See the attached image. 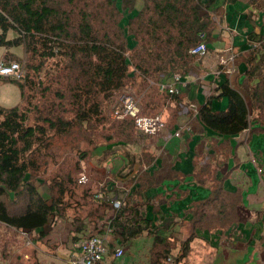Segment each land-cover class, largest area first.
<instances>
[{
  "label": "crops",
  "instance_id": "1",
  "mask_svg": "<svg viewBox=\"0 0 264 264\" xmlns=\"http://www.w3.org/2000/svg\"><path fill=\"white\" fill-rule=\"evenodd\" d=\"M202 2L208 28L198 44L208 53L182 74L151 81L163 100L156 116L164 130L149 136L133 125L131 138L92 149L89 184L77 187L72 206L55 220L60 234L52 250L41 251L45 264H81L79 244L93 235L107 245L101 264H264V125L254 121L228 136L200 117L205 105L226 112L225 84L252 110L250 89L264 64L253 78L248 72L264 57V0ZM116 200L124 205L118 218ZM128 228L138 233L129 236Z\"/></svg>",
  "mask_w": 264,
  "mask_h": 264
},
{
  "label": "trees",
  "instance_id": "2",
  "mask_svg": "<svg viewBox=\"0 0 264 264\" xmlns=\"http://www.w3.org/2000/svg\"><path fill=\"white\" fill-rule=\"evenodd\" d=\"M80 1L0 0V48H24L26 54L40 61L38 71L49 60L63 63L62 71H66L67 77L73 81L69 83V92L76 108L75 123L80 126L101 114L104 101L127 88L131 79L130 68L140 72L145 80L154 73L152 81L161 74L184 73L195 57L190 50L199 43V34L208 28L205 16L201 15L206 9L202 0H145L143 7L130 15L123 27L120 26L123 15L116 0H107L110 17L119 15L117 25L120 31L112 37L94 26L88 13V1H83V6L79 7ZM122 7V11H134L129 0H122ZM128 37L134 45L130 46ZM144 54L155 61L150 68L144 67ZM263 64L262 56L259 62L252 64L249 77L253 78ZM15 85L23 97L22 85ZM221 90L229 101L226 112L216 113L210 105L200 111L202 121L209 128L233 136L252 126L254 121L264 125V74L250 89L252 110L228 85H223ZM162 92L172 97L179 95L176 89L172 94ZM27 121V114L20 106L5 108L0 105V225L25 233L27 237L37 234L31 240L36 244L48 235L46 228L63 217L72 206V194L77 191V188L72 191L73 185L82 184L73 183L74 180L68 177V182L60 181L56 186L47 187L44 182L40 183L48 188V197L40 192L36 152L45 146L48 129L66 134L72 123L45 119L43 123L48 125L47 128L39 124L29 125ZM133 125L128 126L127 137L125 128H121L125 139L131 138L133 129L130 127ZM123 210L124 205L116 212V218ZM126 230L129 236L138 233L136 228Z\"/></svg>",
  "mask_w": 264,
  "mask_h": 264
},
{
  "label": "rangeland",
  "instance_id": "3",
  "mask_svg": "<svg viewBox=\"0 0 264 264\" xmlns=\"http://www.w3.org/2000/svg\"><path fill=\"white\" fill-rule=\"evenodd\" d=\"M83 1H88L90 5L88 13L98 30L108 32L112 37H115L114 34L118 35L119 15L116 14L114 18L110 17L107 0H81L79 7L83 6ZM137 1L129 0L133 6L142 8L145 0H139L140 3ZM116 3L123 15L120 23L123 27L132 13L122 11V0H116ZM9 37H12V33ZM122 39L120 37V41ZM128 39L130 46L134 45V41L130 37ZM144 46L149 48L146 43ZM140 49L138 47V51ZM145 60V68H150V65L155 62L152 57L148 56ZM39 65L40 61L31 54H26L22 47L12 50L0 48V75H2L0 105L5 108L20 106L27 114L29 125L39 124L48 128V125L43 123L45 119L54 121L62 119L72 123L70 132L66 134H60L55 129H48L49 137L47 136L45 146L36 152L35 159L39 166L36 172L39 180L38 187H40V192L48 197V186H56L60 181L68 182V177L71 181L74 180L73 183H79L80 176L86 173L85 167L93 148L100 147L105 142L125 140L121 134V128L133 123L114 120L110 114V107L120 92L128 91L134 95L140 102L143 114L149 116L159 114L163 100L156 94L155 85L151 84L154 80L152 79L154 73L149 75L148 80H145L140 72H135L133 68H130L131 79L127 83V88L114 94L111 100L104 101L101 114L94 116L90 123L80 126L75 123L76 108L72 105L74 100L69 92L71 87L69 83L73 81L67 77L66 71H62L65 65L49 60L42 70L38 71ZM161 76L162 74L158 78ZM15 84L22 85L23 97ZM42 182L47 187L40 186ZM88 184L89 182L85 185ZM76 188V185H73L72 191ZM54 224L46 228V232H50V235L36 244H32L31 240H34L37 234L27 237L25 233H17L0 225V264H45L41 251L52 250L54 239L60 234L57 228L55 230Z\"/></svg>",
  "mask_w": 264,
  "mask_h": 264
},
{
  "label": "built area",
  "instance_id": "4",
  "mask_svg": "<svg viewBox=\"0 0 264 264\" xmlns=\"http://www.w3.org/2000/svg\"><path fill=\"white\" fill-rule=\"evenodd\" d=\"M208 53V47L205 43H200L190 50V54L197 58L204 57ZM162 91L175 93V89L161 84ZM110 114L114 120H126L134 123L135 129L145 135L159 136L165 128V123L160 116H147L142 112L139 100L128 91L120 92L119 96L114 99ZM78 182L85 185L89 182L86 173H83ZM104 198V196H103ZM123 203L121 200L113 202V209L117 212L121 209ZM80 258L77 259L81 264H101L105 254L107 253V245L103 237L93 235L83 240L79 244ZM124 255V250L118 248L116 257ZM76 262V260H75ZM166 264H173V260L169 258Z\"/></svg>",
  "mask_w": 264,
  "mask_h": 264
}]
</instances>
